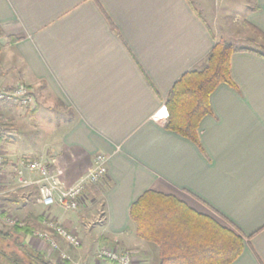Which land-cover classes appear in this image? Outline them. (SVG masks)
Returning a JSON list of instances; mask_svg holds the SVG:
<instances>
[{
  "label": "crops",
  "instance_id": "0c3cea01",
  "mask_svg": "<svg viewBox=\"0 0 264 264\" xmlns=\"http://www.w3.org/2000/svg\"><path fill=\"white\" fill-rule=\"evenodd\" d=\"M190 1L193 7L188 0H0V84H27L37 103L31 111L0 105L8 127L0 202L32 229L25 237L32 249L49 253L33 232L52 219L80 240L96 241L93 253L112 245L134 250L135 264H160L156 247L136 237L129 213L143 193L156 191L244 235L232 264H264V57L234 40L238 18L264 39V0ZM224 38L250 50L230 60L234 86L219 85L209 98L198 147L166 130L167 118L157 112H167L171 87ZM31 128L42 140L25 146L21 138ZM98 154L109 157L107 177L88 186L77 211L42 206L36 187L20 182L22 158L56 160L71 186ZM24 171L26 180L37 178ZM61 244L66 253L84 251L83 244Z\"/></svg>",
  "mask_w": 264,
  "mask_h": 264
},
{
  "label": "trees",
  "instance_id": "16d2710c",
  "mask_svg": "<svg viewBox=\"0 0 264 264\" xmlns=\"http://www.w3.org/2000/svg\"><path fill=\"white\" fill-rule=\"evenodd\" d=\"M4 38L6 34L0 26V53ZM13 41L9 38V42ZM211 50L203 65L185 73L165 99L166 130L198 147L200 123L212 113L209 98L219 85L234 86L230 60L234 54L250 49L236 48L224 38ZM254 52L264 57V53ZM7 131L6 125L4 140ZM129 213L136 237L156 247L160 264H232L245 248L247 238L233 226L195 211L172 195L146 191L135 200ZM30 233L28 226L0 228V264H56L23 242Z\"/></svg>",
  "mask_w": 264,
  "mask_h": 264
},
{
  "label": "built area",
  "instance_id": "2783aa9c",
  "mask_svg": "<svg viewBox=\"0 0 264 264\" xmlns=\"http://www.w3.org/2000/svg\"><path fill=\"white\" fill-rule=\"evenodd\" d=\"M32 88L25 83H17L10 89L0 85V105H11L25 111L35 109L36 97ZM157 112V116L168 117L165 111ZM6 122L0 116V180L2 179L6 168V155L4 151V131ZM10 132V135L14 132ZM109 157L105 154H98L93 164L83 175L80 180L71 186H67L64 181V171L57 166V161H44L42 159L25 157L19 162L21 170L18 172L20 177L23 170L35 173L37 178L32 180H21L24 187H36L39 195V204L46 208L58 205L68 212L77 211L82 202L85 201L86 189L88 186H101L108 174ZM0 202V220L11 227L22 226L23 222L17 219L4 216L3 206ZM44 230L33 232L35 239L45 242L48 245L49 253L55 254L60 262L70 261V256L63 249L61 241L74 249L82 247V241L74 233L70 232L58 222L47 219L44 221ZM100 263L108 264H132L133 255L128 251H120L119 249L101 245L96 253V258ZM77 264V263H76ZM85 264V263H78Z\"/></svg>",
  "mask_w": 264,
  "mask_h": 264
},
{
  "label": "rangeland",
  "instance_id": "374dc122",
  "mask_svg": "<svg viewBox=\"0 0 264 264\" xmlns=\"http://www.w3.org/2000/svg\"><path fill=\"white\" fill-rule=\"evenodd\" d=\"M236 1H238V3H241L242 5H249V4H252V1L253 0H236ZM242 21H241V19L240 18H238V20H237V23H236V25L238 26V32L236 33V36H234V40H235V43L236 44H238V46H243L244 48H250V49H253V50H258V51H260V52H262V53H264V39H263V37H261V35H259L258 33H256V32H250V31H248V27L246 26V25H244V27L246 28L245 30H243V26H241L242 25ZM252 38V40H253V42H251V41H248V38ZM229 42V41H228ZM238 48H240V47H238ZM3 51V50H2ZM2 53V52H1ZM1 53H0V55H1ZM1 85V84H0ZM34 92V91H33ZM35 93V92H34ZM33 93V94H34ZM35 97H36V95H35ZM37 104V103H36ZM55 112H58V113H61L62 115H63V111L62 110H60V109H58V110H55ZM1 116V115H0ZM56 117V116H55ZM54 117V118H55ZM3 119V118H2ZM5 121V120H4ZM6 122V121H5ZM36 128H31V130H27V134L25 135V137H22L21 139H22V141H23V144H25V146H32V145H34V146H36V144H38V142H41V140H42V135H41V133H40V131H38V130H36ZM29 131V132H28ZM20 137H21V135H20ZM20 144V143H19ZM19 148H21V144L19 145ZM21 161V159L19 160V162ZM23 172V174H22V179H21V177H20V179L21 180H26L25 179V171L23 170L22 171ZM102 204V202H100L99 203V206ZM100 209H101V207H100ZM4 210V209H3ZM101 212H102V209H101ZM4 216H7L6 215V213H5V211H4ZM102 216V215H101ZM8 217H10V216H8ZM12 218V217H11ZM15 219V218H14ZM101 219V218H100ZM92 223V222H91ZM3 224V223H2ZM25 226V224H24V222H23V227ZM14 227H22V226H14ZM22 227V228H23ZM0 228L1 229H5V230H11V228H13V227H11L10 228V226H6L5 224H3V226H1L0 225ZM87 230H88V227H87ZM82 240V239H81ZM23 242H25L27 245H28V243L26 242V240H25V238H24V241ZM82 244H83V247H84V251H86V249H87V247L90 249V251H89V253H87V256L85 255V252L84 251H82V250H80V249H76V250H80V251H75L76 253L74 254V253H72V251H69V250H67L68 252L67 253H69L70 255V258H71V260L70 261H68L69 262V264H78V263H85L84 261L86 260V258H88V259H91V258H93V257H95L96 258V253H97V251H95L94 253L92 252V246H94V245H96L97 243H96V241H94L93 243H87V241H85V240H82ZM112 246V245H111ZM121 251V250H120ZM126 251H128V252H130L131 253V255H133V261H132V264H135V261H136V259H135V257H136V252L134 251V250H126ZM45 255L53 262V263H56V264H66L65 262H60L58 259H57V256L55 255V254H50L49 255V253H45Z\"/></svg>",
  "mask_w": 264,
  "mask_h": 264
}]
</instances>
